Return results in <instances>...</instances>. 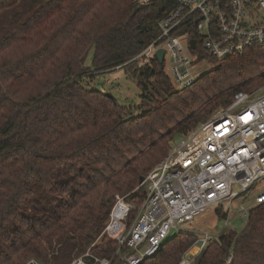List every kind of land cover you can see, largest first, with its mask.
Wrapping results in <instances>:
<instances>
[{
	"label": "trees",
	"instance_id": "16d2710c",
	"mask_svg": "<svg viewBox=\"0 0 264 264\" xmlns=\"http://www.w3.org/2000/svg\"><path fill=\"white\" fill-rule=\"evenodd\" d=\"M162 9L157 1L0 0V264H68L86 251L120 264L103 232L114 196L141 202L139 177L175 140L263 81L264 45H252L183 88L151 59L134 71L137 105L89 87L90 74L135 62L158 35ZM196 237L175 232L139 264H180ZM192 260L264 264V201L240 231H222Z\"/></svg>",
	"mask_w": 264,
	"mask_h": 264
},
{
	"label": "built area",
	"instance_id": "2783aa9c",
	"mask_svg": "<svg viewBox=\"0 0 264 264\" xmlns=\"http://www.w3.org/2000/svg\"><path fill=\"white\" fill-rule=\"evenodd\" d=\"M131 1L143 6L157 1L163 8L158 35L131 60L150 62L162 47L164 69L179 88L194 82L200 59L218 62L252 45H264V0ZM233 96L175 140L143 176L137 186L144 188L141 202L114 196L103 232L115 239L120 264H139L178 231L197 234L192 244L197 254L222 231L234 229L230 224L234 200L264 176V91L256 95L237 90ZM255 193L249 204L236 207L245 221L250 208L264 201V190ZM209 206H219L225 213L226 227L217 233L191 224ZM194 255L182 256L180 264H191ZM84 256L91 257L92 264H112L88 251L68 264H90Z\"/></svg>",
	"mask_w": 264,
	"mask_h": 264
},
{
	"label": "rangeland",
	"instance_id": "374dc122",
	"mask_svg": "<svg viewBox=\"0 0 264 264\" xmlns=\"http://www.w3.org/2000/svg\"><path fill=\"white\" fill-rule=\"evenodd\" d=\"M92 50L93 48L91 47L89 49V54L84 62L86 67L90 65V57L93 53ZM140 65H142V63L140 59H138L135 62H128L127 64L122 65V67H117L103 73H98L94 76H91L93 74L89 75L90 72H94V70L89 68L90 72H88L87 74L89 75L87 84H89V87H95L104 92H107V90H109L116 97V99H118V102L122 104L125 103L137 105L140 101V98H138L140 87H138V84L136 82L134 71L138 70ZM210 65L213 66L214 63H212L209 58L204 57L203 59H200V61L196 62V70L200 73L204 71L205 68L211 67ZM255 77L261 78V74L256 73ZM262 80L263 81L254 85L252 88L244 91L254 93L256 95L261 93L262 91H264V79ZM219 107L220 106L214 108L213 110ZM136 189L137 187L133 188L131 191ZM259 190H264V176L257 182H255L253 187L245 192L244 195L239 196L234 200L233 207L230 212V224L234 228V230L240 231V229L246 222L240 217L238 213H236V207L239 206L241 202L245 205L249 204L253 200V196L256 194L255 192ZM214 209V206H209L203 212L196 215V217L192 220V226L198 229H211L214 233H217L218 231L224 229V227H226L224 226L225 218L217 216ZM195 250H197L195 246H193L192 248L189 247L183 252L182 256H192L196 254ZM30 261H34V259H30L28 262Z\"/></svg>",
	"mask_w": 264,
	"mask_h": 264
},
{
	"label": "water",
	"instance_id": "95a60500",
	"mask_svg": "<svg viewBox=\"0 0 264 264\" xmlns=\"http://www.w3.org/2000/svg\"><path fill=\"white\" fill-rule=\"evenodd\" d=\"M190 45H191V47H194V39H191V40H190ZM163 54H164V49H163L162 47L157 48L155 55H156V58L158 59L159 62H162ZM104 94H105V96H108V97H110L111 99H113L114 102L117 101V99H116L115 96L112 94V92H110V91L107 90V92H104ZM142 178H143V176L141 175V176L139 177V184L141 183ZM26 264H36V262H35V261H30V262H28V263H26Z\"/></svg>",
	"mask_w": 264,
	"mask_h": 264
},
{
	"label": "crops",
	"instance_id": "0c3cea01",
	"mask_svg": "<svg viewBox=\"0 0 264 264\" xmlns=\"http://www.w3.org/2000/svg\"><path fill=\"white\" fill-rule=\"evenodd\" d=\"M194 245L191 246V248L193 247Z\"/></svg>",
	"mask_w": 264,
	"mask_h": 264
},
{
	"label": "bare ground",
	"instance_id": "6f19581e",
	"mask_svg": "<svg viewBox=\"0 0 264 264\" xmlns=\"http://www.w3.org/2000/svg\"><path fill=\"white\" fill-rule=\"evenodd\" d=\"M196 247V246H195ZM197 248V247H196ZM196 251V250H195Z\"/></svg>",
	"mask_w": 264,
	"mask_h": 264
}]
</instances>
